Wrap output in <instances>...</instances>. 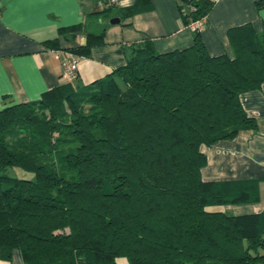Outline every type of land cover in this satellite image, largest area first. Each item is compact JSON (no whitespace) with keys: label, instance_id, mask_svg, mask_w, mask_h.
Masks as SVG:
<instances>
[{"label":"trees","instance_id":"16d2710c","mask_svg":"<svg viewBox=\"0 0 264 264\" xmlns=\"http://www.w3.org/2000/svg\"><path fill=\"white\" fill-rule=\"evenodd\" d=\"M213 5L180 0L179 12L189 26L207 21ZM150 7L105 0L44 45L89 57L113 19ZM193 33L183 49L161 52L152 39L124 45L126 64L106 76L83 84L77 74L39 99L0 108L1 259L264 264V211L219 208L257 202L256 184L202 177L203 146L257 127L241 95L264 83V32L251 23L230 28L232 54L220 55ZM78 34L84 43L61 44Z\"/></svg>","mask_w":264,"mask_h":264},{"label":"crops","instance_id":"0c3cea01","mask_svg":"<svg viewBox=\"0 0 264 264\" xmlns=\"http://www.w3.org/2000/svg\"><path fill=\"white\" fill-rule=\"evenodd\" d=\"M105 0H0V108L5 105L39 99L48 88L67 81L62 51L49 49L44 42L59 37V29L81 23L88 12L99 11ZM136 0H118L121 5ZM260 0H219L214 3L202 30L209 52L232 54L228 31L251 23L264 32V6ZM151 7L124 23L110 26L105 43L95 47L91 56L78 59V77L83 84L106 76L127 62L124 45L142 44L152 39L161 52L183 49L193 44L194 33L184 24L179 12L180 0H150ZM69 47L84 43L78 34L74 41L60 37ZM241 101L257 122L256 129H244L232 139L203 146L208 162L202 169L204 180L246 181L256 184L259 200L227 204L234 214L264 211V83L242 93ZM0 264H24L19 252ZM119 264H130L120 258Z\"/></svg>","mask_w":264,"mask_h":264},{"label":"built area","instance_id":"2783aa9c","mask_svg":"<svg viewBox=\"0 0 264 264\" xmlns=\"http://www.w3.org/2000/svg\"><path fill=\"white\" fill-rule=\"evenodd\" d=\"M112 1H117L118 0H112ZM212 3H216L219 0H207ZM206 18L197 20L192 22L188 27L192 31H202L204 27L206 26ZM60 54L62 56V62L64 65L65 72L63 73V76L67 80H72L77 76V71H78V57L70 52H61Z\"/></svg>","mask_w":264,"mask_h":264},{"label":"rangeland","instance_id":"374dc122","mask_svg":"<svg viewBox=\"0 0 264 264\" xmlns=\"http://www.w3.org/2000/svg\"><path fill=\"white\" fill-rule=\"evenodd\" d=\"M12 174H16L18 176H21V177H26V178H31L33 176L32 173H29V172H26L20 168H16V169H13L12 171H10Z\"/></svg>","mask_w":264,"mask_h":264},{"label":"water","instance_id":"95a60500","mask_svg":"<svg viewBox=\"0 0 264 264\" xmlns=\"http://www.w3.org/2000/svg\"><path fill=\"white\" fill-rule=\"evenodd\" d=\"M111 22L112 23H119L120 22V19H113Z\"/></svg>","mask_w":264,"mask_h":264}]
</instances>
